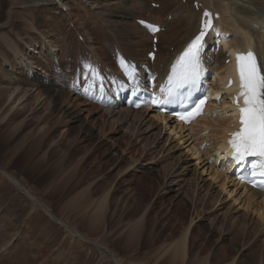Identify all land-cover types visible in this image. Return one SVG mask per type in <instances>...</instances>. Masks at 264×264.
<instances>
[{
	"label": "rangeland",
	"instance_id": "rangeland-1",
	"mask_svg": "<svg viewBox=\"0 0 264 264\" xmlns=\"http://www.w3.org/2000/svg\"><path fill=\"white\" fill-rule=\"evenodd\" d=\"M31 1L33 0H0V168L16 178L21 185L32 190L53 214L61 210H72L71 207L64 210L63 205L70 201L66 199L73 193L70 194L63 188L61 193L53 194L49 190L52 188H48L53 175L60 167L68 169L70 166L71 187H74L75 191L77 188H89L96 200L103 192L108 191V201L111 202L109 207L108 202L106 204V224L105 220L102 221L97 229L89 225V230H94L92 234L98 239L97 242L112 251L123 264H204L202 261L205 259L207 264H228L232 260L234 264H262L264 250L259 248L258 244L251 243L254 238L247 241L239 235L235 236L236 227L231 226L229 222L224 227L213 222L222 221V211L228 206L230 214L234 217L252 222L260 219L256 206L247 200L241 187L233 186L230 182L221 187L222 181L213 175L211 164L214 162L213 158H216L213 151L215 139L206 137L211 128H208L207 134H201V126H194L191 132L176 133L173 131L172 120H162L157 114H153V111L146 109L143 118L145 125L161 126V143L166 141L165 148H174L172 147L171 151H167V148L161 150V143L151 142L147 137L140 141L141 138L133 136H130L129 145L126 146L121 136L127 132L126 129L120 127L117 132L109 134L107 131L103 134L98 121L99 112L104 110L103 106L89 102L99 107L98 111L90 112L86 108L91 107V104L81 106L80 102L84 99L70 88L73 81L80 84L83 82L82 75L78 79L77 70L82 63H92V57H97V54L94 55L91 51L103 45L105 38L108 43L104 46L102 65L109 64L115 68L113 48L109 44L116 33L114 31H119L122 35L120 37L126 40L127 34L139 25V19L150 22L160 20L164 37L162 46L165 51L168 45L166 35L170 34V18L174 11L178 10V2L60 0L64 7L59 9L53 4L54 0L39 1L41 4L38 6L28 4ZM183 2L184 0L182 4ZM11 8L12 13L7 20V13ZM115 12L117 17L113 16ZM178 12L181 16L185 15L184 9ZM149 41L148 35L146 45L150 44ZM150 48L148 45L147 50ZM45 49L53 50L55 54L50 55ZM224 56H227V53ZM228 59L229 57L224 60L226 64L229 63ZM5 61L6 65L13 69L5 68ZM28 61L39 67L37 74L32 77L22 70L30 65ZM98 69L97 67L96 70ZM98 73L97 71L96 74ZM96 74L93 77H96ZM54 82L57 85H53ZM11 87L20 88L22 92L18 91V96L27 91L22 101H16L12 105L6 104ZM54 88L56 93L60 91L59 95L67 92L70 98L67 100L70 113L48 102L46 94L43 93L46 89ZM110 91L108 87L107 92ZM36 95L41 97L40 103L34 102ZM101 108L103 110H100ZM213 115L217 118L229 116L228 113L223 116L220 108L213 112ZM39 136H42L41 145L35 150L30 149L33 148L34 139ZM203 141L205 147L201 149ZM203 152H208L212 160H206ZM177 157L186 165L188 175L198 177L204 188L209 187L212 196L219 197L217 203L206 202L202 192L199 193L196 188L188 185V175L178 167L173 169L169 165L170 162L174 163L173 159ZM220 165L218 163L216 168ZM172 177L174 179L170 180ZM69 180L70 178L65 180L62 186L65 187ZM1 182L0 175L2 186ZM5 185L10 187L2 186L0 199L5 200L7 205L10 203L11 207L5 212L0 209V237L5 233L3 242L6 244L2 251L0 248V253L4 254L7 263L11 262L12 255H16L14 259L19 261V251L21 259L26 258L28 251L34 247L36 252L30 253L40 257L37 264H85V258L88 260L87 264L99 262L100 252L92 248L87 241H81L83 246L78 245V252L65 248V253H69L71 259L64 257V251L60 248L64 246L63 242L70 240L65 237V228L50 226L43 230V223L45 226L49 225L48 221H45L47 213L41 207L37 208L36 212L31 211L32 207L27 205L21 191L10 183ZM6 207L3 206V209ZM81 211L80 213H84L83 209ZM140 217L142 220L137 222ZM191 217L194 220L189 226ZM31 218L35 227L38 226L36 229ZM130 227L140 229L137 232L139 238L131 243L127 240ZM187 228L185 255L177 256L173 244ZM45 232H50L53 236L50 237L49 234L43 237ZM19 246H23V249H18ZM80 252L85 256L80 257ZM102 258H105L102 260L104 264H113L106 256L103 255ZM4 259L0 258V261Z\"/></svg>",
	"mask_w": 264,
	"mask_h": 264
},
{
	"label": "bare ground",
	"instance_id": "bare-ground-1",
	"mask_svg": "<svg viewBox=\"0 0 264 264\" xmlns=\"http://www.w3.org/2000/svg\"><path fill=\"white\" fill-rule=\"evenodd\" d=\"M39 1L43 2L42 0H33L28 4H30V5L34 4V6L35 5L38 6L39 4H41V3H38ZM170 1L178 2L177 3L178 4L177 9L178 10L184 9L185 15L184 16L179 15L178 10H176V11H174L172 17L170 18V23H171L169 26L170 34L166 35L168 37V39H167L168 45H166L165 51H163V49L165 47L162 46V41H164L163 40L164 37H163L162 24H161L160 20L154 21V23L159 25L160 30L156 34V36L158 37V42L156 44L157 50H156L155 58L152 62H149L147 55H148V52L152 48V36L153 35H152V32L150 30H148L145 26H142V25H138L137 27L135 26L134 31L133 32L130 31L127 34L126 40H124L122 37H120L122 35L120 34L119 31H114L116 33L112 37V42H110L109 44L112 46L113 51L116 50L118 53L127 57V59L129 61L135 62L136 60H138V61H141L142 64H148V66L150 67V69L153 72L152 77H153V80L155 81V86L160 90L164 89L166 86H168L166 91H165L167 93L168 88L170 86L169 76L172 75L173 65L177 64L179 57L182 55L183 51L185 50L186 41L189 38H191L194 35V33L198 30L199 24H200V16H201L202 11L207 8V9L216 10L220 13V18L217 20V25H216V27L218 29H216L214 31L215 37L212 40H215V38L218 39L220 42L219 45H222L224 47V49H226V51L228 52V55L224 56L225 55L224 50L220 47H219V49L216 50L213 47L214 46V44H213L212 48H214V50L211 51L210 53H208V55L206 57V58H209V62H210L209 68L212 69L214 71V73H216L215 77L218 78L217 79L218 84L210 83V85L212 86V88H215L218 90V93L220 94V96H219L217 102L214 104L208 105V107L203 111V114L197 120L192 122L191 125H189L188 127H184V126L175 124L173 131L181 134L182 132L193 131L194 126H201V128H202L201 134H207L208 128H211V132H209L206 137L215 139L214 145H213V151L216 150V153H217V151H219L217 157L213 158L214 162L211 164L212 169H213V170L211 169L213 175L220 178V180L222 181L221 187H224L226 182H230L233 186L241 187L243 189V192H244L247 200L249 202H252L256 206V211H258L257 216L260 219L258 221L255 220V222H252V221H249L246 219H239L238 217H234L233 215L230 214V212H229L230 206H228L225 209V211H222V215H223L222 221L216 222V220H213V222H215V224L217 223L221 227L226 226L225 224L227 222L231 223L232 224L231 226H233L234 228L236 227L235 236L239 235L242 238H245V240H247V241H250L252 238H254V240L251 243L252 244H254V243L258 244L259 248H261V249L263 248V250H264V237H263V232H264L263 231V229H264V193L254 191V190H248V189L244 188L243 186L238 184L235 181V179L233 177H231L226 172L225 168H227V166H228L227 161L229 159L227 158V156L224 153V149L222 147L221 142L223 141V138L226 135L227 131L233 125L234 119L232 120L230 118V116H228L227 118L226 117L217 118L213 115V112H215L219 108L221 109L223 116L226 115V113H228L229 111H233L232 108H234V106H232V104H230L229 101H230V99H232L233 94L236 92V88H235L236 79L234 78V84L231 87L226 86V79H227L228 73H231L234 70L233 64L231 63V61L234 58L233 52H235V51L246 52L249 49H253L254 52L258 56L259 68L261 70V73L264 74V0H184V2H183L184 4H182V0H170ZM44 3H45V1H44ZM47 3L50 4V2H47ZM53 3H55V6L59 9H63V7H64L62 2L61 3L55 2V0H54ZM11 13H12V8L9 9V11L7 13V18H6L7 20L10 19ZM113 16L117 17L118 15L115 12V13H113ZM119 16H121V15H119ZM107 22H108V20H107ZM109 25H111V24H109ZM132 26H134V25H132ZM101 31L103 32V30H101ZM81 32H83V31H81ZM105 32H107V31H105ZM148 35L150 38V41H149L150 44H148V45L151 47L149 51L147 50L148 45H146V40H147ZM226 36H228V39L225 38ZM128 37H130V38L128 39ZM222 37H224L223 40L221 39ZM91 42H92V40H91ZM102 42L104 43L103 45L100 44L101 46L100 47L98 46V49L91 51L94 53V55L97 54V57H92V59L94 60V65L97 67H101L103 64V56H104L103 54H105V51H104L105 47L104 46H106V44L108 43V39L105 38V39H103ZM86 45L88 46V44H86ZM89 46L92 47L91 43H89ZM43 47L45 48L44 45L42 46V48ZM44 51L48 52L49 50L45 49ZM53 53H54L53 50L49 51L50 55H52ZM227 57H230V63H228V64H226L224 62V60ZM24 59H25V57H24ZM26 60H28V59H26ZM28 62L30 63L31 61H28ZM6 64H7L6 61L3 62V66L5 68L13 69L10 65H6ZM17 66L19 68H21L18 63H17ZM38 68L39 67L35 66V64L32 62V63H30L29 66L23 67V69L22 68L21 69L23 71H25V74H27V76L32 77L35 74H37ZM105 68H106L105 77H106L107 81L110 82V81H115L118 79V73L113 69L112 66H110L109 64L108 65L106 64ZM135 69L137 71V76H141L142 72L141 71L139 72V67L137 65H135ZM88 78H89V75H88ZM53 85H57V84L54 82ZM118 87H120V86H118ZM18 91L22 92L19 87L9 88L6 104L9 103L12 105L16 101L20 102L27 95V91H26L24 94L22 93L21 96H18V93H19ZM85 91H86L85 95H89L90 93H93L96 95V93L91 91L90 88L86 89ZM59 92L56 93V89L54 88V89H46L43 94H46L45 97L48 99V102H50V104H52L56 107H59L60 109H63L66 113H70V110H69L70 104L68 106V102H67V100H70V98H68L67 92L64 91V92H66V94L63 93V95H59ZM47 94H49V95H47ZM102 95L105 96V94L101 93V95L99 94L98 97H100ZM5 99H6V97H5ZM40 100L42 101L41 97L36 95L34 98V102L40 103L39 102ZM78 100H79V98L77 99V101ZM69 103H70V101H69ZM88 104H91V103H89L88 101H85V100H82L80 102L81 106H86ZM103 107H104V110L102 108L100 109L103 111L99 112V117H98V121L100 124V131L103 134H105L107 131L109 134H111L113 132L119 131L120 127L121 128L124 127L127 132L123 133L121 136H123L122 142L124 140L125 142H123V143H125L126 146L129 145L128 140H130V136H133L134 138H139V139L141 138L140 141L141 140L143 141L144 138L147 137V138L151 139V142L156 141V143L157 142L161 143V141H162V140H160L161 131H162L161 126L158 127L157 125H154V126L153 125L152 126L151 125H145V123H144L145 120L143 121V118L146 114V111H145L146 109H144V110L137 109L136 110V109L126 108L121 103H118V105L115 108L107 107V103H105L103 105ZM98 108L99 107L96 104H91V107L86 108V109H88L90 112L91 111L96 112V111H98ZM86 109H84V110H86ZM115 109H117L116 112L114 111ZM235 113H237V111H235ZM5 115H7V114H5ZM157 115L162 120H165L166 118L168 120H171L173 118L172 116L166 117V116L160 115V114H157ZM75 116H73V121L76 120V119H74ZM144 125H145V127H144ZM39 130H41L40 127H39ZM152 130H154V131H152ZM149 132H151V133H149ZM87 134H89V133H87ZM197 135H199V134H197ZM34 140H35L34 144H33L34 148H32V149L35 150L41 145L42 136H39L38 138H35ZM165 142L163 141L161 143V145H160L161 150L167 148V151H171L173 146L169 147V148L166 146V148H165ZM145 143L146 142H144V144ZM130 144H131V142H130ZM160 148H159V150H160ZM203 154H204V157L206 160L210 158L208 152H203ZM173 161H174V163L170 162V164H169L172 166L173 169L178 167L180 170H182V172L184 171L188 175L186 165H184L183 162H181L179 157H177L176 159H173ZM217 162L219 164H221L218 167L219 169L216 168V166L218 164ZM214 168H216V169H214ZM0 175H1L2 186H5V188H9L10 186H6L5 184L10 183L14 186L15 189L18 188L17 190L21 191V193L24 195L25 200L27 202V205L32 207L31 211L32 210L35 211L37 208L41 207L42 210H44V212L47 213V215H48L47 218L49 220H50V217H52L54 219L55 224L60 225L66 229V227L68 225L64 221H62L61 218L56 219V217L49 210H46L44 206H40L43 204H41L38 201L37 197L36 198L34 197L35 195L30 190L26 189L23 185H21L20 182L16 178H13L10 174L5 172L1 168H0ZM171 176H173V175H171ZM2 178L7 183L4 182V180ZM173 179H174V177H172L170 180H173ZM184 180L185 179H183V181ZM186 181H187L188 185L196 188L197 189L196 191H199V193L202 192L204 194V197H206V202H213V204H214L216 201H219V197L212 196V194L209 191V187L206 189L199 183L198 177L196 178L195 176L190 174L186 178ZM2 186L0 185V189L3 188ZM107 192L102 193L103 202L101 203V205L98 206L99 210L105 209V201H106L107 196H108ZM31 194L34 196H32ZM6 201H8V200H6ZM4 202H5V200L0 199V209L3 210L2 212H5L8 208L11 207L10 203H9V205H7ZM3 206H7L6 209H3ZM215 211L217 214L218 209ZM225 219H226V221H225ZM141 220H142V217L138 218L137 222H140ZM193 220L194 219L191 217L190 222H189V226H191V224L193 223ZM47 223L49 224V221ZM32 224L35 225L34 223H32ZM187 230H188V228L186 230H184V233L181 234V236H179L177 238L178 240L173 244V250L177 256L184 257V255H185L186 236L188 233ZM4 234L2 235V237H0L1 251L5 248V245H6L3 242L4 241V239H3ZM9 234H10V232H9ZM43 235L47 236L45 234H43ZM81 235L82 234L78 233L77 239H79V238L84 239L85 242L87 241L88 244L90 246H92V248H95L100 252V258L101 259L96 264H104V262L102 261V260H105V258L104 259L102 258L103 255L106 256V258L109 261H111L113 264H123L122 261L120 260V258L115 256V254H113L112 251L107 250L105 247L101 246L100 243H98L97 241H92L88 238L82 237ZM71 237L73 238L74 236L72 235ZM24 247H26V246H24ZM34 248L31 249V251H28L29 254L24 259H21V257H20L21 251L18 250L19 251V253H18L19 254L18 255L19 261H16L14 259V257L16 255H12L13 257L11 258V262H9V263H7L5 261L4 254L0 253V258L4 259V260L0 261V264H22V263L23 264H35L37 261L40 262V259H39L40 257L32 256L30 253V252H33V253L36 252ZM18 249H23V246H21V247L19 246ZM44 255L46 256L47 254L45 253ZM24 256H26V255H24ZM263 256H264V252H263ZM228 260H230V259H228ZM180 261H182V260H180ZM263 261H264V259H263ZM43 262H44V260H43ZM202 262H204V264H207L206 259ZM219 262H220V259H219ZM48 263H50V262H48ZM225 264H227V263H225ZM228 264H234V260L230 261Z\"/></svg>",
	"mask_w": 264,
	"mask_h": 264
},
{
	"label": "snow or ice",
	"instance_id": "snow-or-ice-1",
	"mask_svg": "<svg viewBox=\"0 0 264 264\" xmlns=\"http://www.w3.org/2000/svg\"><path fill=\"white\" fill-rule=\"evenodd\" d=\"M204 15L210 17L211 14L205 12ZM211 25V19L205 21L199 35L191 41L177 64L173 65L172 75L169 76L170 85L174 80L179 83H186L198 77L199 50L205 36V30L210 28ZM148 27L153 32L158 31L155 26L149 25ZM121 63L124 66L123 61ZM237 67L240 76L239 96L243 97V107L239 109L241 127L238 132L231 134L232 139L229 143L233 148V158L240 162L247 157L264 158V74L260 72L251 52L237 54ZM128 74L132 75V73ZM168 90L171 92V87ZM152 103L155 104L157 101L153 99ZM202 103L203 101L200 102V104ZM200 104L196 105L193 113L200 109ZM189 115H192V113ZM260 168L259 175L264 177V159L261 161ZM256 186H264V180H261L260 184Z\"/></svg>",
	"mask_w": 264,
	"mask_h": 264
},
{
	"label": "crops",
	"instance_id": "crops-1",
	"mask_svg": "<svg viewBox=\"0 0 264 264\" xmlns=\"http://www.w3.org/2000/svg\"><path fill=\"white\" fill-rule=\"evenodd\" d=\"M27 148L29 149V146ZM30 149H32V148H30ZM70 172H71L70 166L68 169L64 168V167H60L59 170H56L55 174L53 175V179L50 181V184L48 186V188H52L49 190H51L53 194L61 193L63 188H66V190H68V193H70V194L73 193L72 195L68 196V198L66 199V200H70V201L66 202L63 205L64 210H67V208H69V207H71L72 210L64 211V212H62V210H61V212H59V213L57 212L56 214H53L50 211L56 217V219L61 218L62 221H64L68 225L66 227V229H63V230H65V237L70 239L68 242H71L72 244L76 245V246H71L68 242H63L64 246H62V248H60V249L64 251V253H63L64 257H66V258L68 257V260L71 259V255L69 253H65V251H66L65 248H67L70 251L74 250L75 252H78V245H81V243H83L81 241L85 242V240L81 239V238H79L78 240H71V239H75V238L77 239L78 233L82 234L81 235L82 237L88 238L92 241L98 240V239H95V237L92 234V232H95V231L89 230L90 229L89 225H91L92 227L97 229V228H99V226H101L102 221L105 220V224H106V215H104V214H107V209H108L109 204L111 202V201H108V196H107V199L105 201V209L99 210L98 206L101 205V203L103 202L102 194L100 195V198L96 200V199H94V197H92L93 195L90 192L89 188H82L80 190H78V188H77L75 191L74 187H71L72 180H71ZM68 178H70L69 183L66 184L65 187L62 186L64 181L68 180ZM88 186L90 187L91 184ZM26 189H28V188H26ZM28 190H30V189H28ZM42 190H44V189L42 188ZM56 190H57V192H56ZM30 191L33 194H35L32 190H30ZM32 196H34V195H32ZM34 197L36 198V195ZM37 199L41 204H43L39 198H37ZM107 202H108V207L106 205ZM95 204H96V206H95ZM91 205H93V206H91ZM43 206L46 208V210H50L48 208V206L46 205V203H44ZM73 208H75V209H73ZM82 209L84 210V213H80V212H82L81 211ZM34 212H36V210ZM31 220H32V223H34V220L32 218H31ZM45 221H49V225L45 226V223H43V225H42L43 230L48 229L50 226L51 227H54V226L59 227L60 226V225L55 224L54 219L52 217H50V220L47 218V220H45ZM36 227H38V226L36 225ZM36 227L34 225V229H36ZM60 229H62V228H60ZM99 230H97V231H99ZM139 230H140L139 228H136V229L135 228L132 229L131 227L129 228L130 232L128 233V236H127V240L129 243H131L132 241H136L139 238V233H137ZM43 234H45L47 236H49V234H50V237L53 236V234H51L50 232H45ZM43 234H42V236L44 237ZM57 235H59V234H57ZM72 235L74 236L73 238L71 237ZM81 246H83V245H81ZM84 256H85V254H82L80 252V257H84ZM85 261H86L85 264H87V261H88L87 258H85Z\"/></svg>",
	"mask_w": 264,
	"mask_h": 264
}]
</instances>
